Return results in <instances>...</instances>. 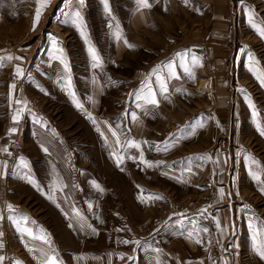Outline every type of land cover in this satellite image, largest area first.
<instances>
[{
  "label": "crops",
  "instance_id": "obj_1",
  "mask_svg": "<svg viewBox=\"0 0 264 264\" xmlns=\"http://www.w3.org/2000/svg\"><path fill=\"white\" fill-rule=\"evenodd\" d=\"M214 2L218 3L220 8ZM213 4L215 11L211 13L210 25L204 28L197 38L192 37L191 41L187 29L180 33L181 37L174 39L161 29L160 35L150 47L149 44L141 42L142 35L152 29L149 26L151 13L146 8L135 9L127 26L101 27L97 34L87 38L88 43L84 38L81 39L85 51H88L89 46L95 49L101 65L94 68L90 57L83 65L68 62V71L63 70L64 72L56 74V95L67 104L56 105V115H59L62 121L56 125V132L58 129L59 133L57 132L53 147L50 148L44 143L50 154L40 151L35 155L36 158L25 157L29 164L34 165L31 170L22 166L19 160H16L11 168L4 167L1 156L4 153L2 149L7 145L3 146L6 142L3 145L0 143V234L3 227L9 232L7 237L0 235V243L3 244L0 256L5 257L3 263L10 260L11 264H41L46 259L44 254H47L55 256L58 264H237L231 254L219 257L216 262L215 258L212 259L214 255L211 251L224 249L225 246L240 247L239 243L248 241V234L241 232L243 221L240 217L234 219V224L225 218V214L212 212L211 217L208 212L211 213L210 210L215 209L214 201L212 204L202 202L200 212L196 214L198 218H203L200 221L197 218V223L201 222L202 226L200 235L205 232L203 229L208 230V217H211L214 223V230H208L211 238L210 243H205L208 247L204 246L202 237H199V230L195 237L190 238L183 232L178 236L172 230L175 219L171 212V190L174 182L184 190L183 185L186 184L188 175L174 174L172 169L165 167L167 165L164 166L165 169L158 168L162 161L169 164L174 160L171 151L177 146L174 142L178 141L177 138L173 140L172 133L169 135L168 132L163 136L160 133L166 131L168 123L172 124L171 120L163 118L161 121L165 120V129L158 125V116H165L166 111H172L167 110V100H172L175 94L179 93L183 95H177L175 98L185 100H199L208 94L200 84L206 71L200 53L207 52L210 60L208 72L214 79V96L225 98L220 93L226 91L224 75L227 66L220 55L229 39L228 15L231 18L248 19L250 24L261 20L263 25L264 0H213ZM117 33L120 39L116 38ZM125 41L132 47L127 46ZM260 45L261 47H254L255 49L252 47L254 52L264 51V43L260 42ZM252 48L248 50L251 52ZM132 53H142L145 58L139 56L131 60L129 56ZM192 57L198 58V65L192 64ZM259 62H264V58L258 59ZM186 67L191 71V76L185 72ZM69 79L71 92L74 93L76 102L82 105L81 108L75 106L68 94ZM161 85L167 88L166 92L162 90ZM149 92L156 95L158 105L145 102L143 97ZM236 96L235 93L234 98ZM207 98L212 104L207 107L208 111L214 109L212 112L216 113L215 106L220 104H216L212 96L210 98L207 95ZM84 100H89V105L84 106ZM180 106L182 107V103ZM85 109L93 114L92 119H95L98 125L96 127L102 133L101 144L107 152V155L101 156L102 166L99 171L83 168L81 153L79 164L75 169L71 168L72 170L63 158L61 144L67 142L65 135H72L70 133L78 127L77 123L82 118V113L86 112ZM185 110H188L187 105ZM232 110H239V106L235 104ZM205 112L206 107L195 109L191 121L186 118L178 129L190 130L192 133L195 130L193 135H198V140L206 125H200L199 118H203L202 115L207 113ZM208 114L212 115L210 111ZM194 118L196 123L193 122ZM159 124L162 126V123ZM206 128L211 131V140L214 143L215 137L219 138L221 134L220 123L214 120L206 125ZM92 129L90 127V130ZM235 129V134L239 137L238 125ZM113 131L115 136L112 135ZM117 139L120 141L119 145L116 143ZM180 140L182 141V137ZM129 141L138 143L139 149L129 146ZM40 144L43 145V142ZM156 148H165L164 155L157 156ZM130 151L131 155H127L126 152ZM141 153L151 167L140 163ZM115 156H123L119 167ZM252 164L253 166L247 165V170L256 172L259 167H264V154L258 156L257 163ZM79 170L85 195H92L81 200L72 198V190L75 189L72 182L73 172L78 175ZM28 181L35 182L30 184ZM86 182L88 187L92 188H85ZM254 188L264 198L261 188ZM220 189L218 188L216 193H219ZM26 191L30 193L27 194ZM30 194L32 196H29ZM97 194L100 195L99 200L95 199ZM141 195L144 196V201L138 199ZM150 195L159 196L161 199L149 198ZM9 205L12 211L9 210ZM207 205H210V208L206 209ZM202 209L207 210L203 215ZM28 210L41 211L42 214L48 211L51 212L49 216L53 218L46 222L43 218L38 219L37 214L34 221L17 220L23 218L22 212ZM96 210L102 212L99 220L94 218L93 211ZM64 211L66 215H60ZM56 212L59 217L57 221ZM69 212L71 214L68 216ZM67 216L72 219L70 227L61 219ZM179 220L181 228L186 230L190 222L188 217H183L182 214ZM217 220L221 223L220 229L216 227ZM15 223H21V228L24 225L35 237H44L48 242L40 238L34 239L19 229L14 233ZM224 227H227V232L223 230ZM197 240L200 243H197ZM123 241L129 243L125 244ZM134 241H139V244ZM159 241L161 245L158 247ZM245 249L248 252L246 245ZM252 255L256 262L264 264V260L254 252L253 247Z\"/></svg>",
  "mask_w": 264,
  "mask_h": 264
},
{
  "label": "rangeland",
  "instance_id": "obj_2",
  "mask_svg": "<svg viewBox=\"0 0 264 264\" xmlns=\"http://www.w3.org/2000/svg\"><path fill=\"white\" fill-rule=\"evenodd\" d=\"M148 2L150 7L146 9L151 13L149 26L152 29L142 35L141 42L146 43V45L149 44V47L160 35L161 29L170 34L173 39L180 36V33L186 29L189 31L190 41L192 37L197 38L196 36H199L201 31L210 25L211 13L215 11L214 4L219 7L216 2L213 4V0H187V3L185 0H148ZM108 5L110 15L105 14L101 0H84L83 7H81L79 0H49L47 6L42 10L39 24L33 31L32 23L37 7L36 0H0V57L23 58L22 60H4L3 66L0 67L1 145L6 142L3 146L7 145L5 148L8 149L11 140L22 129L21 148L14 161L8 163V152H4L1 156L3 162L7 163V167L11 168L16 160H19L22 162V166L27 165L25 168L31 170L34 165L29 164L25 157L32 156L36 158L40 151L50 154V151L44 147V143L50 148L56 143V135L57 132L59 133L58 129L56 132V125L62 121V118L56 115V105L60 103L67 104L66 101L56 95V74L65 70L64 65L60 63L57 57L62 55L67 64L72 62L74 65H83L85 60H90L89 52L82 48V37L73 25L70 14L80 11L87 38H89L93 37L101 27L127 26L132 12L140 8L137 0H108ZM228 22L229 39L223 46L220 55L227 66L224 75L226 91L220 93L225 98L219 99L216 95L214 96L216 92L213 85L214 79L208 72L209 63L208 65L203 64L206 71L200 80L201 88L206 93L208 92V94L205 93L206 96L199 100L195 98H189V100L175 98L177 95H183V93H179L175 94L172 100H167V110L172 109V111H166L165 116H158L160 120L158 125L165 129L163 126L165 120L161 121L163 118L171 120L172 124L168 123L166 131L160 133H162V136L168 132L169 135L172 133L173 140L177 138L178 141L174 142L177 146H174L171 151L174 160L169 164L162 161L158 164V168L165 169V167H168L173 170L174 174L186 173L188 175L185 179L186 184L183 185L184 190H181L179 188L181 185L175 182L171 190V212L173 219H175L172 226L173 233L179 236L183 232L191 238L195 237L197 230H199V237H202L204 246L208 247L205 243L211 242L210 233L207 231L200 235V227L202 226L199 221L203 218H198L196 214L200 212L202 202L212 204L214 201L213 208L215 209L210 210L211 213L208 212L209 216H213L212 212L225 214V218L232 221V223L235 222L234 219L240 217L243 221L241 232L248 234V241L239 243L240 247L236 248L225 246L224 249L220 248L217 251L213 249L211 253L213 252L214 257L212 259L215 258L218 262L219 257L223 258L227 254H231L237 264H259L254 258L255 254L252 255L253 231L259 233L264 228V198L258 190H255L254 186L264 187V167H259L258 171L252 172L247 170V165L253 166L252 163H257L258 156L264 154V136L257 130V125L264 129V87L257 79V75L264 74V62L258 63V59L264 58V51L255 50L254 52L253 50L254 47H261L260 42L264 43V39L257 34L253 24H250L248 19L231 18L228 15ZM261 23V20L254 22L257 27L264 28V19L263 25ZM53 41H55V44ZM248 48H252V51L250 52ZM139 56L145 58L142 53L141 55L132 53L129 57L132 60ZM17 66L24 69L25 74L21 78H16L14 75ZM13 83L15 89L12 90L10 99L9 86ZM235 93L236 98H234ZM207 95L210 98L212 96L216 104H220V106H215L216 113L212 112L214 109L209 110L212 115L208 114L207 107H211L212 104ZM33 100L38 102L39 112L32 111ZM17 101H20V103H17ZM84 101V106L89 105V100ZM181 103L182 107L180 106ZM235 104L239 106V110H232ZM185 105L188 107L187 111ZM204 107H206L207 113L205 112L206 115H202L203 118H199L200 125L204 123L206 125L211 124L214 120L221 125L220 137H215L214 143L211 140V131L207 130L206 125L204 130L200 132L198 140H196L198 135H193L196 132L195 130L192 133L190 130L178 129L181 122L186 118L191 121L195 109ZM85 111L77 123L78 127L70 133L72 135H65L67 136V142L61 144L63 158L67 160L70 169H75L68 163L70 154L72 153L78 157L79 164L81 153L83 168L89 171H99L102 166L101 156L107 155V152L101 144L102 133L96 127L98 126L97 122L95 119L88 118L89 114L91 118L93 114L87 109ZM18 112L20 113L19 119L14 122L12 117ZM104 116L107 117L108 115ZM70 118L74 119L72 116ZM193 122L196 123V118L193 119ZM159 123H162V126ZM236 125L239 127V137L235 134ZM90 127L93 129L90 130ZM11 128L16 131L10 135L9 129ZM57 137L59 138V136ZM181 137L182 141L180 140ZM41 142H43V145L40 144ZM164 149L156 148L155 153L157 156L164 155ZM131 153V151L126 152L127 155H131ZM51 154L54 155V153ZM166 154L168 155L169 152L167 151ZM254 173L260 177V180H252ZM75 175L77 174L73 172L72 182L75 189L72 190V198L76 197L81 200L92 196H86L84 193L81 170L78 174L80 177L77 175L80 178L78 182L75 181ZM28 182L31 184L35 181ZM27 186L29 185L27 184ZM85 188L92 187H88L86 182ZM218 188L223 189V199L220 198L218 192L216 193ZM74 192H76L75 195ZM26 193L29 194L30 191H26ZM99 197V194L95 195L96 200H99ZM205 208H210V205ZM22 213L24 217H27V220H24V217L17 220L34 221L37 214H39L38 219L43 218L46 222L51 221L53 218L49 216L51 212L48 211L43 212V214L41 211L35 210ZM101 213L100 210L93 211L94 218L99 220ZM70 214L71 212L68 213V216ZM182 214L183 217H188L190 221L186 230L181 228L179 218ZM60 215L65 216V211L61 212ZM68 216L61 217V219L68 223V225L66 224L67 227H70L69 224L72 223V219H69ZM58 218V212H56V221ZM197 218L199 223H197ZM210 218L208 217L207 221L211 220L213 222ZM22 227L25 228L24 225ZM20 228L21 223H15L14 233H17L16 231ZM1 233L7 237L9 232L3 227ZM190 233L191 235H189ZM160 245L159 241L158 247ZM78 264H82V262H78Z\"/></svg>",
  "mask_w": 264,
  "mask_h": 264
},
{
  "label": "snow or ice",
  "instance_id": "obj_3",
  "mask_svg": "<svg viewBox=\"0 0 264 264\" xmlns=\"http://www.w3.org/2000/svg\"><path fill=\"white\" fill-rule=\"evenodd\" d=\"M48 2H49V0H36L37 7H36L35 12H34L33 23H32V30L33 31L35 30V28L39 24V21H40L41 15H42V10L47 6ZM101 2L103 4V10H104L105 14H109L110 15L108 0H101ZM185 2L187 3V0H185ZM79 3L81 5V7H83L84 0H79ZM137 3H138L140 8H148V7H150V4H149L148 0H137ZM70 15L72 17L73 25L77 28V30L79 31L81 37L85 39V42L88 43L87 33H86V30L84 29L83 17L81 15L80 11H76L74 13H71ZM253 27L257 31V34L262 39H264V28L257 27L256 24H253ZM116 38L117 39L121 38L119 33L116 34ZM53 43L55 44V41H53ZM125 43L127 45V41H125ZM127 46L132 47L131 45H127ZM88 52H89V55H90L91 59L94 62L92 66L94 68L100 67L101 61H100L99 56L96 54L95 49L93 47L89 46ZM13 59L22 60L23 58L22 57H13V56L0 57V67L3 66V61L4 60L11 61ZM57 59H59L60 63L64 65V69L67 72L68 71V65H67L66 60L63 58V56L61 55V56L57 57ZM192 64L193 65H198V58L192 57ZM185 72L188 75H190V76L192 75L191 71L187 67L185 68ZM24 74L25 73H24V69L23 68H21L20 66H17L15 68L14 75H15L16 78H21V77L24 76ZM257 79H258L259 83L261 84V86L264 87V74L257 75ZM161 88H162V90L164 92L167 91V88L164 85H161ZM9 89H10L9 97L11 99V92H12L13 89H15V84L14 83L11 84L9 86ZM67 89H68V94L72 97L73 103L75 104V106L77 108H81L82 105H80L78 102H76L75 95H74V93L71 92L70 79L67 82ZM137 98L139 99L140 97H137ZM143 99L145 100V102L147 104H151V105H154V106L158 105V101H157L156 95L154 93L149 92V94L147 96L143 97ZM17 103H20V101H17ZM21 111H23V110L21 109ZM19 114L20 113L18 112L16 115H14L12 117L14 122L18 121ZM88 118L92 119L90 114H89ZM93 123H95V121H93ZM257 130L260 132V134L262 136H264V129H261L259 125H257ZM15 131L16 130L14 128H11V129H9V134L11 135ZM109 131H111V129H109ZM112 135L115 136L116 133L113 131ZM116 143L119 145L120 141L117 139ZM129 146L135 147L137 149H139V147H140V145L138 143H134V142H131V141H129ZM2 151L3 152H8V149L4 148V149H2ZM115 159H116V162H117V167H119L120 164L123 162V156H115ZM139 159H140V163L144 164L146 167H151L152 166L148 161L144 160L143 153H141ZM4 167H7V163L6 162L4 163ZM25 167H27V165H25ZM121 170H123V169H121ZM253 179L254 180H260V177L254 173L253 174ZM96 187L98 188L99 186L96 185ZM261 192L264 193V187L261 188ZM219 195H220L221 199L224 198L223 189L219 190ZM149 198L161 199V197H159V196H151V195L149 196ZM138 199H141L142 201H144L145 198H144L143 195H141L140 197H138ZM8 207H9V210L12 211L11 205H9ZM89 207H91V205ZM245 207H247V205H245ZM206 211H207L206 209H202L201 210V215H203ZM24 220H27V217H24ZM216 227H217V229L221 228V223H220L219 220L216 221ZM19 230L22 233H24V234H26V235L34 238V239L35 238H40V239L45 240V242H48L44 237H35L33 235V233L31 231H29L27 228H20ZM223 230L225 232H227V227H224ZM203 231L207 232L208 230L205 228V229H203ZM0 235H2V234H0ZM189 235H191V233ZM258 237H259V239H258ZM196 242L200 243L199 240H197ZM123 243L127 244V243H129V241H123ZM134 243L139 244V241H134ZM0 248H3V244L2 243H0ZM253 250L262 260H264V228H262L259 233H257L255 230L253 231ZM44 255L46 256V259L43 260L41 262V264H58V260L56 259L55 256H49L47 254H44ZM4 259H5L4 256H0V264H3Z\"/></svg>",
  "mask_w": 264,
  "mask_h": 264
},
{
  "label": "built area",
  "instance_id": "obj_4",
  "mask_svg": "<svg viewBox=\"0 0 264 264\" xmlns=\"http://www.w3.org/2000/svg\"><path fill=\"white\" fill-rule=\"evenodd\" d=\"M202 58H203V64L204 65H208L209 64V59L207 56V53L205 51L202 52L201 54ZM32 111L34 112H39V104L37 101L33 100L32 101ZM55 125V123H53ZM25 129V128H24ZM21 143H22V129H20L17 133V136L14 137L11 142L9 143L8 146V163H11L14 161V158L16 157V155L18 154L20 148H21ZM68 163H70L74 168H76V166L78 165V157H76L75 155H73L72 153L70 154V158L68 160ZM80 180V178L75 175V181L78 182ZM207 227L209 228V230H213L214 229V224L211 220L207 221ZM3 264H11L10 260H6Z\"/></svg>",
  "mask_w": 264,
  "mask_h": 264
}]
</instances>
